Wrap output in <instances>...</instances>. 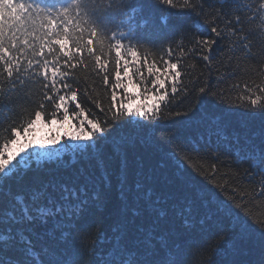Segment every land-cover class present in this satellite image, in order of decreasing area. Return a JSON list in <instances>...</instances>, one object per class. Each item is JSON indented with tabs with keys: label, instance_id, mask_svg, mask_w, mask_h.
Masks as SVG:
<instances>
[{
	"label": "snow or ice",
	"instance_id": "1",
	"mask_svg": "<svg viewBox=\"0 0 264 264\" xmlns=\"http://www.w3.org/2000/svg\"><path fill=\"white\" fill-rule=\"evenodd\" d=\"M158 6L165 12L177 9L192 18L191 35L170 23L177 14L173 12H167L163 30L154 28L145 14L146 5L136 0H0V128L7 133L0 139V264H187L180 243L184 237L197 229L225 227L222 214L231 212L229 205L201 187L182 167L177 153L187 160L195 153L210 161V172L217 173L222 161L211 147V138L217 137V145L227 140L226 125L220 117L185 120L182 117L187 111L169 110L174 103L182 105L191 91L178 62L171 57L177 49L181 55L196 54L211 77L213 62L222 64L220 57L229 47L238 44L250 50L254 29L249 27V34L241 35L244 21L239 18L242 9H250L242 0H153L151 7ZM206 6L211 9L207 14ZM251 7L256 15L250 25L264 19V0H256ZM233 8L238 13L235 20L228 19ZM209 16L215 17L211 23ZM221 18L228 19L230 31L219 26ZM217 45L220 52L214 56ZM89 67L102 78L106 89L111 85L107 110L93 100L103 118L85 115L86 111L96 114L80 101L78 70ZM225 74L218 76L217 85L235 75L231 65ZM256 75L259 83H245L239 99L243 101L240 106L261 115L264 144V69ZM116 89L135 92L126 95L127 103L117 108ZM141 95L144 103H140ZM37 96L39 102L34 99ZM208 96L222 99L223 93L205 79L198 85L197 98L202 103ZM70 115L83 118L73 125ZM128 118H139L136 123L141 129V120L152 125L172 120L188 128L195 123L203 131L198 133L199 142L189 136L187 144L173 140L174 130L166 133L163 138L172 150L162 154L163 163L149 168L137 163L131 169L135 181L130 184L126 149L137 142L158 145L153 140L155 127L152 136L113 138V127ZM49 123L53 127L49 128ZM41 126L49 129L45 139L24 142ZM53 131L58 134L52 136ZM102 141H111L120 158L116 176L120 196L106 231L85 222L87 214L102 211L109 202L112 180L101 156ZM65 152L78 160H94L100 174L81 167L70 177L41 178L48 164H54L56 172L64 167ZM237 159L248 162L253 174L250 184L260 178V191L253 188V194L264 198V147L246 148ZM29 172L36 174L32 186L23 194L15 192L12 182L19 183ZM230 199L235 202L234 197ZM259 228V254L254 264H264V223ZM231 229L237 241L226 253L233 257L227 264H239L235 259L238 241L249 240L252 233L238 220ZM93 230L95 243L87 249L84 241Z\"/></svg>",
	"mask_w": 264,
	"mask_h": 264
},
{
	"label": "trees",
	"instance_id": "2",
	"mask_svg": "<svg viewBox=\"0 0 264 264\" xmlns=\"http://www.w3.org/2000/svg\"><path fill=\"white\" fill-rule=\"evenodd\" d=\"M138 4L142 3L146 5V15L150 18V23L154 28L162 29L163 21L167 16V12L177 13L171 17L170 23H174L176 27L191 35L194 31L193 20L186 13H179L177 9H168L167 12L162 11V6L151 7L153 0H136ZM223 3V0H220ZM244 4L248 6L249 11L241 10L239 18L244 21L241 25L244 28V32L241 35H248V28L254 29L252 39L249 41L250 50L245 51L238 44L232 45L228 50L221 55L219 61H214L212 65V76H208V68L205 62L199 59V56L192 53H186L181 55L179 49L174 52L171 57L173 62H178L179 68L182 70V79L186 85L191 89L189 95L183 98V104L177 106L176 103L170 105L169 110L176 108V110L187 111V115L182 119L199 120L203 116L215 118L220 117L226 127L225 135L227 140H221L217 145V137L211 138V147L218 151L220 154V160L222 163L219 165V171L212 173L209 170L210 161L201 159L195 153H190L193 157L192 160H187L180 153H177L179 159L182 162V167L186 169V172L194 177L195 181L204 189L211 190L216 193V197L220 201L227 203L231 209L230 213H223V223L225 227H213L205 230H195L191 236L184 237L180 243L182 247V259L187 261V264H227L229 259L233 257L226 253H229V249L234 241H237L236 232L231 229V224L237 220L241 223L249 226L252 233L251 238L247 241H238L239 252L235 259L239 261V264H254V261L258 258L259 254V225L264 223V198H259L253 194V188L256 193H259L260 186L257 183L259 177H256L252 183L249 180L252 177V173L249 170L248 162L246 160H238L237 157L243 156L246 148L255 147L259 149L264 147L261 143V131H262V117L258 113H251L245 107L240 106L243 101L239 99L244 94L245 83L252 84L253 80L259 83L260 78L256 75L259 71L264 69V19H257L255 24H249V21L256 15V9L251 7L256 3V0H242ZM206 6V14L210 12ZM219 12V9H216ZM238 18V13L235 8L230 10L228 19L235 20ZM215 17L209 16V23ZM228 19L221 18L219 26L223 27L225 31H230L228 25ZM235 39V38H233ZM187 44V42H185ZM190 47V45H187ZM143 51V50H142ZM220 52V46L217 45L214 48L213 55L215 56ZM159 53H157V59H159ZM168 58V57H165ZM149 62L152 60V56H148ZM231 65V71L235 75L228 79L226 78L221 84L217 85L216 80L220 74H225V69ZM114 67V65H112ZM145 75H147L145 70ZM226 75V74H225ZM114 78V73H113ZM205 79L214 87L219 89L222 93V99L208 96L203 98L202 103L198 97V85L203 83ZM125 82L127 80L125 79ZM134 82H136L134 80ZM195 82V87L193 85ZM78 83L80 86L81 94L80 101L82 107L90 109V115L88 111L85 115H89L90 118H103V113H100L93 100H98L102 106L107 110L110 103L111 85L106 89L103 85L102 78H98L93 72L92 68L88 70H78ZM87 91L89 96H85L84 92ZM117 101L116 107L119 108L120 103H127L125 99L126 95H133V92L125 93L123 89H116ZM140 92L143 93V85L140 87ZM151 94V93H149ZM39 102V97H34ZM140 103H144L143 95L139 97ZM35 107V105H32ZM134 110V109H133ZM50 111V109H49ZM62 115V112L59 114ZM80 117L78 119H82ZM72 123L75 121L78 123V119H73L70 115ZM139 118H128L118 122L113 127V138L117 136H152L151 129L155 127V134L153 140L158 147H153L151 144H143L137 142L135 145L129 146L126 151L130 163L129 183H134L135 175L132 172V168L137 163H143L146 168L159 166L163 163L161 156L163 153L172 150V146L163 138L164 135L170 131H175L173 140L176 142H184L187 144L188 137L191 136L193 140L199 142L198 133L203 131V128L199 127L195 123L188 128L180 125H175L172 120H166L163 123L157 122L156 125H152L146 120H141L140 123L144 125L141 129L137 126L136 120ZM47 122V121H46ZM59 123V121H58ZM172 125V127H169ZM53 127L49 123V128ZM70 127V126H68ZM35 130H41L40 137L38 133L33 132L29 138L31 140L40 141L46 138L49 129L44 127H37ZM52 136L56 133L53 131ZM7 133L0 128V139L6 136ZM23 135V134H22ZM24 139V142L26 141ZM205 140L207 135L205 134ZM38 147V145H37ZM101 150V156L104 160L106 170L110 174L112 180V187L107 192L108 204L101 210H92L86 216L85 222L96 224L99 226L100 231H106L111 222V213L116 203L119 201V192L117 190L116 176L119 172L120 158L116 155L111 141L101 142L99 145ZM64 167L56 172L54 164H48L47 171L40 174V177L47 179L51 175H60L64 177H70L75 171L81 167L89 168L96 175L100 174V170L96 167V162L78 160L73 155H64ZM34 163V161L32 162ZM36 174L29 172L22 181L17 183L12 182L13 190L18 193H25L27 189L32 186L33 178ZM227 182V183H225ZM221 185L224 187L222 188ZM235 189L233 191L232 189ZM230 197L235 198V202ZM237 204L241 205L240 207ZM244 205H247L244 207ZM38 232L43 230L37 228ZM95 230H93L84 241V246L87 249H91L95 243ZM40 241H37L39 246Z\"/></svg>",
	"mask_w": 264,
	"mask_h": 264
},
{
	"label": "rangeland",
	"instance_id": "3",
	"mask_svg": "<svg viewBox=\"0 0 264 264\" xmlns=\"http://www.w3.org/2000/svg\"><path fill=\"white\" fill-rule=\"evenodd\" d=\"M76 124H78V123L74 121V122H73V125H76ZM34 132L38 133V137H40L41 130H34ZM54 132L56 133V135L58 134L56 131H54ZM51 134H53V133L51 132ZM28 138H29V137L26 138V141L28 140ZM61 139H62V141H63L64 137L62 136ZM26 141H25V142H26ZM48 150H50V148H46V149H45V151H48ZM66 154H68V155H73V154L70 153V152H65L64 155H66Z\"/></svg>",
	"mask_w": 264,
	"mask_h": 264
}]
</instances>
